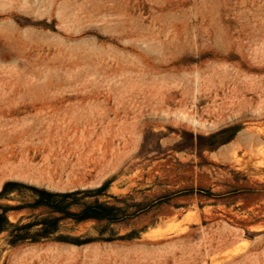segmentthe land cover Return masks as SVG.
Here are the masks:
<instances>
[{
	"label": "rangeland",
	"instance_id": "374dc122",
	"mask_svg": "<svg viewBox=\"0 0 264 264\" xmlns=\"http://www.w3.org/2000/svg\"><path fill=\"white\" fill-rule=\"evenodd\" d=\"M8 180L118 209L0 264H264V0H0Z\"/></svg>",
	"mask_w": 264,
	"mask_h": 264
},
{
	"label": "trees",
	"instance_id": "16d2710c",
	"mask_svg": "<svg viewBox=\"0 0 264 264\" xmlns=\"http://www.w3.org/2000/svg\"><path fill=\"white\" fill-rule=\"evenodd\" d=\"M30 190L33 201L28 204H10L3 202L10 198L14 191L21 188ZM108 182L95 188H76L67 191H53L44 187L26 185L17 181H6L0 189V234L5 233L6 246H15L24 242L41 240H60L81 243V240L69 238L61 233V221L67 218L75 221L86 219L115 221L117 206L99 200L105 193ZM88 196H94L93 201H83ZM79 207L72 210V207ZM40 208L47 210V214L30 215L26 220L20 218L12 221L9 212L22 208Z\"/></svg>",
	"mask_w": 264,
	"mask_h": 264
}]
</instances>
